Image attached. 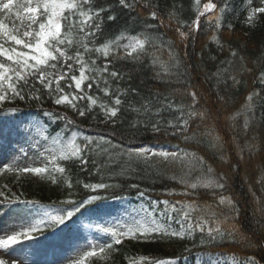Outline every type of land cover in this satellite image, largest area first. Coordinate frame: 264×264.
Here are the masks:
<instances>
[{
  "label": "snow or ice",
  "instance_id": "snow-or-ice-1",
  "mask_svg": "<svg viewBox=\"0 0 264 264\" xmlns=\"http://www.w3.org/2000/svg\"><path fill=\"white\" fill-rule=\"evenodd\" d=\"M229 6L230 0H215V2L207 0L202 5L201 0H194L196 17L191 24H188L178 19L174 5L173 10L167 14L168 23L166 24L165 18L158 11V4L153 0H0V109L5 103H14L16 100L43 102L45 97L41 93L46 92L47 99H50L52 103L71 110L79 118H85L94 113L98 107L103 115L101 123L115 127L118 114L124 104L122 97L127 96L129 91L136 93L134 88L120 87V82L125 79V76L131 79V74L117 70L115 63L128 61L139 64L143 62L142 57L148 55L151 60L150 66L160 68V71L156 72L157 78H161L162 74L171 75L173 68L179 69L180 60L174 51L173 41L164 40L163 34L156 30L160 27L170 28L173 23H176L178 26L175 31L184 41L189 38L190 33L199 31L201 17H205L210 25L214 24L219 29ZM141 9L147 10L143 20L139 14ZM120 12L128 14L129 22L115 35H111L108 26L117 21ZM132 13L137 14L132 15ZM258 14H264V0H260V6L255 7L249 0L246 22L253 23ZM138 24L142 30L133 35L132 29ZM184 27H187L189 31L184 32L182 30ZM213 39L215 40L216 37L214 36ZM147 46L158 50L167 48L169 60H161L155 51L148 53ZM236 55L237 53L233 50L231 56ZM240 59L243 61V57ZM226 63L229 67L232 66L231 60ZM242 71L251 72L252 70L242 66ZM224 74H227L234 85L240 83L227 67L217 70L215 75L218 82ZM258 79L264 83V71L260 72ZM113 81L116 82L115 88ZM93 89L95 92L103 93L110 102L96 95ZM188 95L191 96V104L186 106V112L184 105L174 106L171 102L162 104L160 108L152 112L150 101H145L140 107L130 103L129 110L138 115L152 112L156 116L168 109L178 111L180 115L175 120H168L165 124L157 119L155 123H152L151 128L154 133L164 131L166 135L171 129L172 135L181 134L187 142L194 140L196 136L195 133L191 136L187 135L190 122L196 118L203 121L211 115L209 110L196 108L199 103L196 91L190 90ZM258 96V92L249 93L241 109L227 119L235 121L243 116V127L247 131L255 116L253 101ZM220 99L223 100V97ZM6 111L16 112L18 109L8 108ZM44 115L50 120H63L65 124L55 135L50 134L46 125L39 123L35 125L36 138L32 146L38 156L45 161L43 166L18 167L14 164H6L0 168V172H13L17 176L24 173H32L41 178L47 176L52 183L63 179L66 186L71 188V177L58 161H79L82 167H86L89 155L103 154L107 156V162L101 167L107 168L109 164L117 163L123 158L121 174L130 169L132 163H143L146 167H154L151 163L153 158H158L165 163L181 165L180 175L173 174L169 178L181 185L182 190L178 193L170 190L168 194L180 195L186 199L177 200L175 203L169 200L153 201L148 207L134 210L139 219L133 217L130 224L101 228V231L110 236L112 242L105 245L90 244L88 250L73 260L72 264H87L91 258L106 260L109 258L110 250H115L114 245L121 244L124 239L148 240L155 236L161 239L176 238L183 241L193 240L197 232L201 234L198 247L208 250L197 253L200 264H256L254 257H239L236 253L212 251L218 248L226 237L230 242L235 241L238 231L235 224L228 227L225 225L236 218L238 209L232 198L223 194L227 177L223 173L217 175L215 169L204 157L184 149L168 152L155 151L150 147H138L117 151L112 142L103 136L94 139L83 135L78 130L79 125L76 120L69 117L67 113L45 111ZM92 118L96 119L95 114ZM141 124L144 122L135 120L132 127ZM69 126L77 130L72 131L71 135L65 139V133L70 130ZM144 126L147 125L144 124ZM210 146L213 149L218 147L222 149L219 135L212 137ZM248 147L251 148L252 145ZM92 162L95 164L96 160L93 159ZM96 171L99 172L100 167H97ZM194 171H198L199 175L193 180L191 177ZM157 175H167V173L157 170ZM76 182L80 183L79 180ZM83 187L96 192L119 187V185L100 182L85 183ZM130 187L138 188L139 185L132 184ZM200 189L210 191L214 203L199 202ZM138 195L143 197L145 192L140 191ZM187 197H194V199L189 200ZM106 198L101 195H91L80 202L62 201L61 203L73 205L71 210L64 209L63 213L52 206H44L38 201L21 200L19 203L25 207L38 209L39 218L21 226L20 231L0 237V250H8L22 240L34 239V234L43 235L45 226L54 228L62 225L86 205ZM160 203L164 205L160 215L169 221L167 224L161 223L154 215ZM221 208H227V214L218 211ZM172 221L180 225L179 229L171 227ZM242 241H246V237H242ZM185 251L191 253L192 249L185 247ZM0 264H9V261L0 257ZM11 264H16V261L12 260ZM128 264H177V262L174 259L139 256L130 258Z\"/></svg>",
  "mask_w": 264,
  "mask_h": 264
},
{
  "label": "trees",
  "instance_id": "trees-1",
  "mask_svg": "<svg viewBox=\"0 0 264 264\" xmlns=\"http://www.w3.org/2000/svg\"><path fill=\"white\" fill-rule=\"evenodd\" d=\"M153 2L158 4V11L165 18L166 24L168 23L167 14L173 10L174 5V10L180 21L191 24L196 16L194 0H153ZM205 2L207 0H201V5ZM248 10L249 0H230L229 9L224 14L221 21L222 26L219 29L214 24L210 25L205 19L199 31H193L184 41L178 37L175 31L178 26L176 23H173L170 28L160 27L157 29L158 33L163 34L164 40L173 41L174 51L180 60L179 69L173 68L171 75L162 74L161 78H157L156 72L160 71V68L159 66L156 68L150 66L151 60L148 55L143 56V62L139 64L128 61L116 62L117 70L131 74V79L125 76V79L120 82V87L134 88L136 93L129 91L127 96L122 97L124 104L118 114L115 127L111 124L101 123L103 115L98 107L94 113L85 118H79L71 110L52 103L50 99H47L46 92L41 93L45 97L43 102L16 100L14 103H5L0 109V117L7 114L9 118H15L19 122L29 120L34 135L37 123L46 125L50 134L55 135L64 127L65 122L50 120L48 116L44 115L45 111L67 113L69 117L76 120L79 125L78 130L83 135L94 139L103 136L112 142L117 151L150 147L155 151L177 152L184 149L197 153L215 169L217 175L223 173L227 177L223 194L230 196L238 209L236 218L225 225L228 227L235 224L238 229L235 241L230 242L226 237L224 242L212 251L236 253L239 257H254L256 264H264V83L258 79L260 72L264 71V14H258L253 23L249 24L246 22ZM136 14L132 13V15ZM139 14L143 20L147 15V10L141 9ZM128 22V14L120 12L117 21L108 26L110 34L115 35ZM141 30L142 27L138 24L132 29V34L135 35ZM182 30L189 31L187 27ZM233 50L237 53L235 57L231 56ZM153 51L161 60H169L167 48L158 50L147 46L148 53ZM240 57H243V61ZM229 60L232 61L231 67L226 63ZM242 66H246L252 71H242ZM226 67L240 81L238 85H234L227 74H224L218 82L215 75L217 70ZM112 83L115 88L116 82ZM190 90L196 91L199 97L196 108L209 110L211 113L206 120L201 121L196 118L190 122L187 135L191 136L195 133V139L186 142L181 134L172 135L171 129L168 130L167 135L164 131L154 133L151 125L157 119L166 124L168 120H175L180 113L168 109L156 116L152 112L167 102H171L174 106L184 105L186 112V106L191 104V96L188 95ZM93 92L100 95L105 101H109V98L104 97L103 93L95 92V89ZM251 92H258L259 96L254 98L255 116L245 131L243 116L238 117L235 121H230L227 117L241 109V106L246 103L247 95ZM220 97H223V100ZM145 101L151 102L152 112L138 115L129 110L130 103L140 107ZM8 108H16L18 111L8 112L6 111ZM93 114L96 119L92 118ZM135 120H141L147 126L141 124L132 127ZM69 128L70 130L65 133V139L71 135L72 131L77 130L73 126H69ZM215 135H219L223 145L222 149L219 147L213 149L210 146L212 137ZM248 145H252V147L249 148ZM93 159L96 160L95 164L92 162ZM106 162L107 156L103 154L89 155L86 167H82L79 161H58L61 166L66 168L67 174L71 177V188L66 186L63 179H58L57 183H52L47 176L38 182L17 180V174L13 173L9 177L7 171H4L0 173V193L4 194L6 201H38L44 206H52L60 210L61 213L64 209L71 210L73 207L71 204L61 203L62 201L80 202L91 195L107 197L86 205L62 225L54 228L45 226L44 234L52 229L63 227L74 229L75 224L88 216L86 212L99 215L100 211L95 207L103 203L124 200L140 209L148 207L153 201L169 200L175 203L177 200L186 199L180 195L168 194L170 190H175L177 193L182 190L181 185L169 178L173 174L180 175L181 165L179 164L165 163L158 158H153L151 163L154 167H146L143 163H132L130 169L121 174L123 158L117 163L109 164L107 168L101 167ZM97 167H100L99 172L96 171ZM157 170L165 172L167 175H157ZM56 175L59 176V174ZM197 175L199 172L194 171L191 178L194 180ZM77 180L80 181L79 184L76 182ZM100 182L119 185V187L97 190L96 192L83 187L85 183ZM132 184H137L139 187L132 188L130 187ZM140 191L145 192L143 197L138 195ZM187 199L192 200L194 197H187ZM204 201L214 203L212 193L200 189L199 202L203 203ZM20 205L22 206L21 203ZM163 208L162 203L158 204L154 215L161 223L167 224L169 221L160 215ZM32 209L34 212H39L38 209ZM218 211L227 214L228 209L221 208ZM218 218L222 219V217ZM171 227L179 229L180 225L172 221ZM242 237H246V241H242ZM200 238L201 234L197 232L193 240L185 239L183 241L176 238L161 239L155 236L148 240L124 239L121 244L114 245L115 250H110L108 259L93 258L92 262L93 264H128L130 258L154 256L157 259H174L177 264H200V261L197 260V253L208 251L198 247ZM193 245H197V247H193ZM185 247L191 248L192 252H186Z\"/></svg>",
  "mask_w": 264,
  "mask_h": 264
},
{
  "label": "rangeland",
  "instance_id": "rangeland-1",
  "mask_svg": "<svg viewBox=\"0 0 264 264\" xmlns=\"http://www.w3.org/2000/svg\"><path fill=\"white\" fill-rule=\"evenodd\" d=\"M251 4L253 7L260 6V0H252ZM34 139L29 120L19 123L8 117L0 118V168L6 164L18 167L43 166L45 161L32 146ZM19 177L40 181V177L32 173L20 174ZM17 206L6 203L3 195H0V237L20 231L21 226L39 218V212L22 210ZM134 210L138 208L127 203H121L119 207L108 204L101 209L100 215H92L89 220L82 221L72 233L65 234V230H62L31 240H22L8 250H0V257L7 259L9 264L12 260L16 264H72L73 260L88 250L90 244L111 243L110 236L101 231V228L130 224L133 217L139 219ZM87 264H92V258Z\"/></svg>",
  "mask_w": 264,
  "mask_h": 264
}]
</instances>
